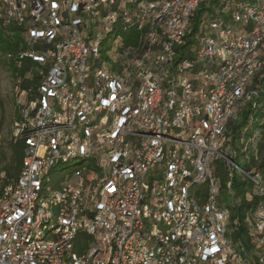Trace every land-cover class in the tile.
<instances>
[{"label":"bare ground","instance_id":"1","mask_svg":"<svg viewBox=\"0 0 264 264\" xmlns=\"http://www.w3.org/2000/svg\"><path fill=\"white\" fill-rule=\"evenodd\" d=\"M88 1L95 3V6L85 8L87 0H78L76 3V10H83V15H78L77 19V30L80 36L77 42L69 43V50L83 51L79 58V66L81 72H84L85 83L96 85V73L101 76L94 107H92L94 117L83 120V114L75 111L76 98H70L72 96L71 86L74 83V92H81L82 81H75L76 68L72 67V61L64 60V77L60 83L61 94L56 96V102H54L57 118H50L48 125V133H56L58 121L60 135L54 142V150H58L57 156H49V147L40 148V159L44 161L42 167L37 170L36 188L30 200L29 229H26L24 235L20 236L19 254L21 257H27L32 264H51V260L59 259H62L63 264H88L98 261L101 264H111L110 257L116 249V241H107L99 231H94V227L100 226V222L104 220L108 212L105 195L110 184L118 177V169H112L111 163H103L86 153H81L78 146L86 145L88 128L106 125L107 133H114L118 124H122V117L115 113H108L106 116L105 112V109H111L114 99L113 83L117 82L121 75L126 77V82H131L130 85H124L122 91L116 92V99H120L119 109L129 108L130 101V105H136L138 108L135 112V119L147 120V131H154L156 119L163 113L168 99V84L171 81V68L174 67V86L167 107V116L179 115V112L188 114L189 109V115H192L191 126L204 128V121H201L202 110H211L212 102L221 103L223 80L220 79V74L226 73V64L225 61H218V65L215 62H206L204 76H211V80L199 78L198 93L193 94V101H188L187 106H183L188 91V78L200 76V68H193L189 63L192 59H203L202 39L210 37L212 32L228 31L231 35L232 52H240L241 43H247L251 36L259 38L255 20H258L264 12V1H258L255 4L245 5L239 12L233 14V20L241 22V24H235L237 26L235 28H231L233 26L231 24L229 27L228 24L223 26L222 23H216L219 21L217 19L210 20L208 25L212 26H205L204 36L197 38V47L193 48L191 53L192 59L179 60L177 50L185 44L194 12L204 0H128V4H125L127 20L124 21L121 17H117L123 14L124 0ZM66 4L67 0L56 1L57 14H62V25H60V30L52 29L49 32V40L46 42V35L33 37V33H37V26L31 25H37L36 16L25 18L22 9L12 7V0H0V28L10 26L21 28L27 43L31 47L36 46L38 49L36 52L39 53V57H36V52L26 53L25 57L40 65H48L47 74L38 87L37 95L21 109V122L11 131V138L24 141L26 147L17 182L4 188L0 197V216L2 212H10L12 204L17 203L22 179L29 172L31 148L38 144L40 113L44 110L46 103V85L61 64L63 47L68 41L67 28H73L72 13L66 10ZM8 15H12L14 21L7 22ZM48 17L49 5H41L40 18ZM103 18L111 19V21L105 23ZM233 20H231L232 23ZM171 22H179V25L168 27ZM131 29L139 33L136 45L123 47L122 44V48L107 60L110 62L111 69L107 68L104 63L97 68L96 63L101 58L105 41L102 32L105 35L115 34V37H119L121 33ZM25 30H30V32H25ZM94 40V48H89ZM262 40L263 42L259 45H251L245 51V59H252L255 65L251 66V70L241 69V77L246 78L239 101L230 104V109L223 111L220 117L221 125L213 134L214 143L210 148V157L215 158L208 162V179L203 189L206 197L202 201V209L212 228L214 245L223 254L224 264H264V181L258 174L255 177L246 174L232 158L227 159L226 149L229 147H224L226 124L236 115L242 103L250 101L251 93L247 89L248 83L264 67V60L262 61L264 28H262ZM88 48L89 51H87ZM128 53L132 56L125 61L123 66L120 59ZM211 58L221 59L220 50H211ZM118 64L123 67L121 73L117 72ZM151 82L155 85L154 104L147 108L144 97L151 94ZM196 107H201L202 110H196ZM206 121L208 126H215L214 114L206 113ZM182 138L183 142H181ZM162 143L168 144L167 150H161L159 161L168 162V160H174L175 151L191 149V135L183 136V127L169 124L167 135H162ZM132 145L133 136L125 137V132H117V153H124L125 146ZM154 147H156V138L148 137L144 142V149ZM197 150L206 151V143L197 142ZM68 151H71L69 155ZM78 159L81 163L73 166L71 173L74 174L61 176L64 172L54 171L59 165ZM215 160L221 161L229 169L227 176L229 183L233 177V171L234 173L237 171L251 182L252 192L247 195L249 201L254 197L259 199L254 212L246 217L245 222L249 228L252 247L249 253H242L243 257L229 238L231 233L229 212L217 203L219 183L211 167ZM183 163L184 154L176 153V169H183ZM138 169L139 162H132L131 176H138ZM78 174V184L81 188L69 186V193H66L65 199L64 189L68 181ZM55 177L59 180L52 183L51 179H56ZM190 181L191 173L174 172V205L184 203V187ZM120 184H127V177H120ZM201 190L199 186H192L189 192V204L200 202ZM160 191L161 197H173V188H168V169H159L158 179L149 181L147 193H144L143 202L137 210L140 231L148 230L151 205L154 201H159ZM80 196H83V199L79 205L66 204V200H73ZM73 215H78V231H71L70 226H59L58 223L69 225L73 221ZM196 219L195 206H186V214L180 218V228H193ZM78 233H86L91 237V241L85 253L76 257L74 240ZM93 243L97 251H93ZM146 248H152V257H159V248H153V241H146ZM166 248L176 250L174 237H167ZM120 264H139V261H133V256H126ZM171 264L182 263L179 259H171Z\"/></svg>","mask_w":264,"mask_h":264},{"label":"built area","instance_id":"2","mask_svg":"<svg viewBox=\"0 0 264 264\" xmlns=\"http://www.w3.org/2000/svg\"><path fill=\"white\" fill-rule=\"evenodd\" d=\"M56 1L58 0H12V7L22 9L25 18L29 16L37 17V33H33V37L38 35H46V42L49 40V32L52 29H59L62 25V14H57ZM117 1V0H116ZM195 1V0H193ZM78 0H67L66 10H70L73 18V28H67L68 41L63 47L61 64L54 71L51 80L46 85V103L44 110L40 113V132L38 134V144L31 148V161L28 174H25L20 192L17 197V203H13L10 212H2L0 216V264H32L27 257H21L19 254L20 236H23L26 229H29V205L36 188L37 170L42 167L44 159H40V148L49 147V156H57L54 150V142L59 134L58 121L57 132L48 133V125L50 118H57L54 110V102L56 96L61 94L60 83L64 77L63 61L71 60L72 67L76 68V80L82 81V91L74 92V83L71 86L72 96L76 98L75 111L83 114V120L94 117L92 107L99 89V78L96 73V85H88L85 83L84 72H81L79 66V58L83 51L69 50L70 42H77L78 15H83V10H76ZM125 4L128 0H124L123 14L117 15L121 19L125 18ZM41 5H49V17L40 18ZM95 6V3H89L87 7ZM84 8V9H85ZM241 6L238 5L239 9ZM103 12V11H102ZM235 13V12H233ZM232 13V20H233ZM14 21L12 15H8L7 22ZM111 21V19H104ZM256 22V31H259V38H249L247 43H241L240 52H232L230 48L231 35L227 32H212L208 38H203V59H192L189 64L193 68H200V76L188 78V91L183 106H187L188 101H193V94L198 93L199 78H207L211 80V76H204V68L206 62L225 61L226 73L220 74L223 80L221 103H213L211 110H202L196 107V110H202L201 121H204V128L191 126L192 115L180 114L175 116H167V107L171 100V90L174 86L173 68H171V81L168 84L169 94L163 113L156 119V128L154 131H147V120H136V105H130L127 109H119V100L116 99V92L122 91L124 85H130L126 82V77L121 75L114 86V99L111 103V109H105L106 116L108 113H115L122 117V124H118L116 132L107 133L106 125L103 127L88 128V137H86V145L78 146L81 153L94 157L103 163H111L112 169H118V177L110 184L105 195V201L108 204V212L104 216V220L100 222L99 227H94V231H99L107 241H116V249L111 254V264H120L126 256H133V261H139V264H171V259H179L182 264H224L223 254L220 249L214 245L212 237V228L206 219L204 210L202 209V200L199 203L189 204V192L192 186H199L205 189L208 179V162L213 161L215 157H210V148L212 147L213 134L216 133L220 124V117L223 111L230 109V104L239 101V95L243 91V84L246 77H241V69L251 70L252 59H245V51L251 45H259L262 40V28H264V12ZM216 23H223L221 20ZM241 24L240 21L233 20V25ZM179 22H171L168 27H177ZM147 26V25H146ZM212 26V25H208ZM30 32V30H25ZM25 38V34H24ZM45 42V44H46ZM133 45V39L132 44ZM94 43L89 48H94ZM89 48L87 51H89ZM211 50H220L221 59L211 58ZM182 52V49L180 50ZM179 52V53H180ZM36 57L39 53L36 52ZM129 60V59H127ZM264 57H262V61ZM125 61L123 62L124 66ZM94 65V64H90ZM154 86L151 82V94L144 97L145 107L149 108L154 104ZM67 102V99H66ZM206 113H213L215 118V126H208L206 121ZM169 124H176V127H183V136L191 135V149L185 151H175L174 160L168 162L159 161L161 150H167L168 143H162V135H167ZM117 132H125L126 136H133V145L125 146L124 153H117L116 134ZM148 137L156 138V147L152 149H144V142ZM183 142V138L182 141ZM197 142L206 143V151L197 150ZM77 145V144H76ZM229 148L226 149L227 159H231ZM71 151H68V155ZM176 153L184 154L183 169H176ZM139 162L138 176H131V163ZM168 169V188H173V197H161L159 201H154L151 205V213L147 231H140L138 226L137 210L143 202V195L147 193L149 181L158 179V170ZM174 172L191 173V181L184 187V203L174 205L175 189L173 186ZM78 175H74L71 181H68L65 190L69 193V186H77ZM120 177H127V184H120ZM255 177V174H254ZM231 190V184H230ZM264 191V187H263ZM231 193V192H230ZM83 196L66 200V204L79 205ZM186 206H195L197 210V219L193 228H180V218L186 214ZM264 212V211H263ZM78 215H73V221L69 225L71 231H78L77 225ZM263 233V232H262ZM167 237H174L176 241V250L166 248ZM69 240V238L67 239ZM146 241H153V248H159V257H152V248H146ZM93 251L97 248L93 243ZM51 264H63L62 259L51 260ZM88 264H101L91 262Z\"/></svg>","mask_w":264,"mask_h":264},{"label":"trees","instance_id":"3","mask_svg":"<svg viewBox=\"0 0 264 264\" xmlns=\"http://www.w3.org/2000/svg\"><path fill=\"white\" fill-rule=\"evenodd\" d=\"M255 1L204 0L194 12L185 44L177 50L178 59H192V49L197 47V40L204 36V27L209 22L217 19L223 22V26L228 24L230 27L233 25L231 21L233 12H239L247 4H255L264 0ZM238 5L241 8L237 9ZM235 26L233 25L231 28H235ZM120 35L122 36L123 47H128L136 45L139 33L135 29H131ZM132 39L133 45H131ZM27 44L21 28L13 26L0 28V65L14 77L19 91L25 96L26 103L33 100L37 95L38 87L48 71V65H40L25 57L24 54L38 50L36 46L31 47ZM181 49L182 52H180ZM131 56L132 54L128 53L120 59V63L131 58ZM117 66V72L121 73L123 67L120 64ZM261 70L248 83L247 89L251 93L250 101L242 103L236 115L226 124L224 147H229L230 156L232 155L231 157L236 164L242 163L241 168L246 174L249 176L258 174L264 181V67ZM127 71L129 72V69ZM23 107L24 105L18 107V112L13 121L14 126L21 122V109ZM25 147L24 141L13 140L10 137L5 150L0 148V197L4 188L17 182L23 165ZM211 167L219 183H217V203L229 212V228L231 230L229 238L243 257L242 253H249L252 247L249 228L245 222L246 217L254 212L259 199L254 197L249 201L247 195L252 192V184L243 175L233 171V177L229 183L227 177L229 169L224 163L215 160ZM200 197H203L204 200L206 197L205 190H201ZM90 241L91 237L86 233L77 234L74 240L76 257L85 253Z\"/></svg>","mask_w":264,"mask_h":264},{"label":"rangeland","instance_id":"4","mask_svg":"<svg viewBox=\"0 0 264 264\" xmlns=\"http://www.w3.org/2000/svg\"><path fill=\"white\" fill-rule=\"evenodd\" d=\"M102 36L105 39L103 52L100 55V60L96 63V67L98 68L104 63L107 68L111 69L110 62L107 60L111 59L114 53L122 48V36L115 37V34L105 35L103 32ZM25 103V96L19 91L14 77L0 65V148L3 150H5L7 142L10 140L11 131L14 126L13 121L18 112V107L25 105ZM80 163L81 160L78 159L67 164L59 165L54 171H62L64 173L61 176H68L74 174L71 173L74 169L73 166H78ZM237 165L239 168L242 167V163ZM58 180V178L51 179V182L55 183Z\"/></svg>","mask_w":264,"mask_h":264}]
</instances>
